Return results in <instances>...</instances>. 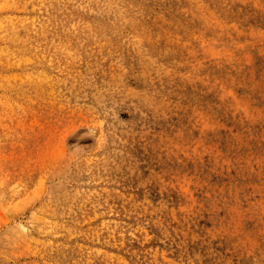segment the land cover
Segmentation results:
<instances>
[{
    "label": "rangeland",
    "instance_id": "obj_1",
    "mask_svg": "<svg viewBox=\"0 0 264 264\" xmlns=\"http://www.w3.org/2000/svg\"><path fill=\"white\" fill-rule=\"evenodd\" d=\"M174 262L264 264V0H0V264Z\"/></svg>",
    "mask_w": 264,
    "mask_h": 264
},
{
    "label": "bare ground",
    "instance_id": "obj_2",
    "mask_svg": "<svg viewBox=\"0 0 264 264\" xmlns=\"http://www.w3.org/2000/svg\"><path fill=\"white\" fill-rule=\"evenodd\" d=\"M204 4V3H203ZM224 6V5H223ZM228 8V7H227ZM239 10V9H238ZM231 18V17H230ZM218 23V22H217ZM232 24V23H231ZM228 28V27H227ZM237 31V30H236ZM239 32V31H238ZM215 34V33H214ZM228 36V35H227ZM238 36V35H237ZM230 38V37H229ZM29 79V78H28ZM76 132V129H73L72 130V134H74ZM75 144V143H74ZM161 211V210H160ZM110 219V218H109ZM155 224V223H154ZM113 226V225H112ZM141 227H143V226H141ZM143 229V228H142ZM140 230V229H139ZM140 234H141V232H140ZM146 234V233H145ZM171 235V234H170ZM140 236V235H139ZM143 236V235H142ZM141 236V237H142ZM145 236V235H144ZM146 237V236H145ZM174 238H175V236H174ZM139 239V238H138ZM146 239V238H145ZM144 240V239H143ZM159 240V239H158ZM174 240V239H173ZM141 242V241H140ZM145 243V242H144ZM143 245V244H142ZM171 245V244H170ZM171 250V249H170ZM154 253H155V251H153ZM152 252V253H153ZM134 253V252H133ZM151 253V254H152ZM162 253V252H161ZM186 253V252H185ZM185 253H182V254H185ZM166 255H167V253H165ZM155 255H156V253H155ZM181 255V254H180ZM190 255V254H189ZM148 256V255H147ZM158 256V255H157ZM172 256V255H171ZM183 256V255H182ZM144 257V256H143ZM141 258V257H140ZM142 259V258H141ZM152 259V258H151ZM166 259H167V257H166ZM169 259V258H168ZM170 260H172V259H170ZM170 260H168V261H170ZM180 260V259H179ZM189 260V259H188ZM141 261V260H140ZM158 261V260H157ZM164 261V260H163ZM173 261V260H172ZM183 261V260H182ZM182 261H181V263H182ZM190 261H192V260H190ZM194 261V260H193ZM124 262V261H123ZM162 262V261H161ZM177 262V261H176ZM176 262H174V264L176 263ZM179 262V261H178ZM183 262H185V261H183ZM194 263V262H193ZM112 264V263H111ZM160 264V263H159ZM164 264V263H163ZM180 264V263H179Z\"/></svg>",
    "mask_w": 264,
    "mask_h": 264
}]
</instances>
